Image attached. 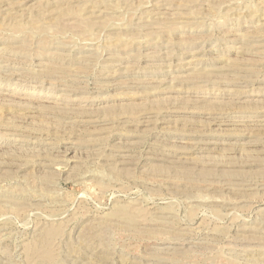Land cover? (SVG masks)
Returning a JSON list of instances; mask_svg holds the SVG:
<instances>
[{"label":"rangeland","instance_id":"rangeland-1","mask_svg":"<svg viewBox=\"0 0 264 264\" xmlns=\"http://www.w3.org/2000/svg\"><path fill=\"white\" fill-rule=\"evenodd\" d=\"M0 264H264V0H0Z\"/></svg>","mask_w":264,"mask_h":264},{"label":"bare ground","instance_id":"bare-ground-1","mask_svg":"<svg viewBox=\"0 0 264 264\" xmlns=\"http://www.w3.org/2000/svg\"><path fill=\"white\" fill-rule=\"evenodd\" d=\"M185 185V184H184ZM186 189V188H185Z\"/></svg>","mask_w":264,"mask_h":264}]
</instances>
